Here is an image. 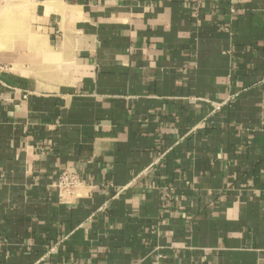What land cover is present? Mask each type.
Instances as JSON below:
<instances>
[{
	"label": "crops",
	"instance_id": "crops-1",
	"mask_svg": "<svg viewBox=\"0 0 264 264\" xmlns=\"http://www.w3.org/2000/svg\"><path fill=\"white\" fill-rule=\"evenodd\" d=\"M34 2L40 51L0 76V264H264V0Z\"/></svg>",
	"mask_w": 264,
	"mask_h": 264
},
{
	"label": "rangeland",
	"instance_id": "rangeland-1",
	"mask_svg": "<svg viewBox=\"0 0 264 264\" xmlns=\"http://www.w3.org/2000/svg\"><path fill=\"white\" fill-rule=\"evenodd\" d=\"M34 11V0H0V53L3 58L17 51H40L41 46L36 44L34 48L33 44L39 33L34 27Z\"/></svg>",
	"mask_w": 264,
	"mask_h": 264
},
{
	"label": "built area",
	"instance_id": "built-area-1",
	"mask_svg": "<svg viewBox=\"0 0 264 264\" xmlns=\"http://www.w3.org/2000/svg\"><path fill=\"white\" fill-rule=\"evenodd\" d=\"M8 70L7 63L3 60L0 53V76ZM80 183L78 177L74 174L62 172L59 175L57 187L60 191L68 192L73 190Z\"/></svg>",
	"mask_w": 264,
	"mask_h": 264
}]
</instances>
